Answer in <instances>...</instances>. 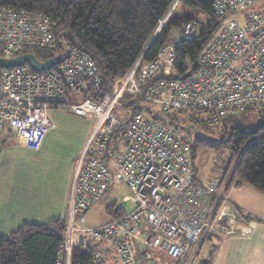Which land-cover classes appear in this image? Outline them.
<instances>
[{"label":"built area","instance_id":"obj_1","mask_svg":"<svg viewBox=\"0 0 264 264\" xmlns=\"http://www.w3.org/2000/svg\"><path fill=\"white\" fill-rule=\"evenodd\" d=\"M257 1L212 0L220 28L193 70L178 79L157 76L169 75L175 67L176 48L197 38L190 22L180 24L175 42L167 43L145 68L141 55L110 91L102 84L91 56L76 49L47 71L36 72L28 65L0 69V134L8 130L25 148H40L52 127L51 108H66L77 117L94 119L74 169L65 253L72 248L71 236L78 234L91 242L113 244L120 264H136L135 239L145 225L149 238L142 247L147 257L197 264L194 258L200 242L220 220L224 193L215 195L214 184L195 181L187 157L190 137L178 134L167 121L142 113L129 117L125 110L117 113L116 109L124 106L125 95L157 105L162 113L205 112L226 118L264 109V11L231 16ZM167 17L158 23L150 41ZM51 26L40 12L0 8V59L16 58L21 50L55 49L57 39ZM114 140L125 142L124 153L112 146ZM114 184L128 188L133 209L115 220L82 225L84 212ZM101 259L100 252L94 253V264Z\"/></svg>","mask_w":264,"mask_h":264},{"label":"trees","instance_id":"obj_2","mask_svg":"<svg viewBox=\"0 0 264 264\" xmlns=\"http://www.w3.org/2000/svg\"><path fill=\"white\" fill-rule=\"evenodd\" d=\"M259 1L231 16L240 17ZM177 5L206 15V24L197 29L195 23L199 22L195 18L178 17L175 14ZM0 8L40 12L52 23L51 30L57 39L55 49L21 50L15 56L30 53L39 63H44L55 58L61 59L72 49L82 51L95 61L107 91L141 55V66L151 63L167 43L175 42L180 24L190 22L194 23L197 38L181 43L176 48L174 69L169 75L161 72L157 79L185 76L188 74V65L194 67L218 28V21L212 12V0H0ZM167 14L165 26L150 42L158 23ZM123 101L133 106L129 117L131 114L148 112L140 108L139 102L142 100L138 98L125 95ZM159 113L165 116L162 121H167L178 134L190 137L189 168L190 162L203 149L212 151L216 158L214 163L224 159V174L220 180L210 183L215 185V189L218 182L223 184L227 181L226 188L247 187L264 196V109L248 110L226 118L205 112ZM190 171L192 173L191 168ZM192 175L198 184L205 185ZM115 208L112 202L106 209L107 216L112 220L125 212L120 207ZM64 237L65 224L61 221L42 225L24 224L9 237L0 235V264H59V248ZM107 244L87 240L85 245L77 241L71 248L70 264H94V253L100 252L105 257L104 247L115 252V246ZM210 259L201 260L198 264H211Z\"/></svg>","mask_w":264,"mask_h":264},{"label":"crops","instance_id":"obj_3","mask_svg":"<svg viewBox=\"0 0 264 264\" xmlns=\"http://www.w3.org/2000/svg\"><path fill=\"white\" fill-rule=\"evenodd\" d=\"M50 122L52 127L45 135L37 151L25 148L9 133L0 141V144H2L0 146V235L3 237H9L24 224L42 225L51 221L64 222L66 236L74 170L69 175H65L59 185L48 182L47 185L40 183L43 185L42 188L32 187V182L37 181V174L31 175L29 182H21L22 170L17 169L21 168V165L16 160V152L18 151L14 153L12 145L5 148V145L9 144L8 137H13L17 141V148L24 150L29 156L35 157L38 161H41L43 157H48L51 153L50 150L55 145L56 134L59 128L58 125L54 126L51 119ZM6 141L7 144H5ZM31 171L35 173V171ZM55 176H57V173L53 170L52 181L56 178ZM218 183L215 195L222 192L225 196V202L221 209L222 217L212 233L204 240L211 243L214 253H210L209 251L206 257L201 256L203 250L201 243L204 241L201 242L198 246L199 250L197 249L198 251L196 252V255L198 254L197 264L199 260L209 258H211V264H264V196L247 187L234 188L232 186L226 188L227 181L223 182V184ZM111 203L109 202L105 205V214L107 207ZM114 204L116 205L115 202ZM108 219L110 218L108 217L104 222ZM148 235L149 229H143L141 234L135 239L134 252L136 264H139L138 261L148 260L153 261V264H160V261L156 259L159 256L147 257L143 252V242L149 238ZM73 237L81 236L73 234ZM84 238L82 237L78 241L86 245L87 240H84ZM64 239L65 237L59 248L58 262L59 264H70L71 250L68 254L62 250ZM75 243L72 242V246ZM103 251L106 255L105 257L102 255V264H112L113 262L108 257L115 254L113 249L109 250L108 247H104ZM118 264L120 263L118 262Z\"/></svg>","mask_w":264,"mask_h":264},{"label":"rangeland","instance_id":"obj_4","mask_svg":"<svg viewBox=\"0 0 264 264\" xmlns=\"http://www.w3.org/2000/svg\"><path fill=\"white\" fill-rule=\"evenodd\" d=\"M253 11H264V0H260L256 5H254L251 9L244 12V14H247L249 12ZM175 14L178 17L181 16H189L195 18V20L199 23H195L197 29H199L201 26L205 25L206 21L208 20V17L206 15H203L201 12L197 10L187 9L184 8L182 5H177V9L175 11ZM147 67L142 66V68ZM193 68V65H188V72L191 71ZM134 99H137V97L132 96ZM133 100V99H132ZM140 108L148 112H144V115L148 118H157L159 121L162 122V120L165 119V116L163 114H160V108L157 105L153 104H146L143 101L139 102ZM133 106H128V104L125 102L123 107L117 108L116 112H121L122 110H125L126 112L130 113L132 112ZM49 117L51 121L53 122L54 126L58 125V132L56 134V142L54 147L50 150V155L48 157H43L41 161L36 160L35 157L29 156L24 150H21L17 148L16 140L13 137H8L9 144H7V141L5 144V148L12 145V148L14 150V153L16 151L17 158L20 162L21 169L22 170V180L21 182H29V177L33 174H37V181L32 182V187H38L42 188L43 185L40 183H61L62 178L65 175H69L71 171L74 170L76 162L78 160V157L80 155V152L82 148L84 147L89 134L92 131L94 119L92 117H77L73 114H71L66 108H51L48 110ZM8 135V132L5 131V133L0 135V141L5 138V136ZM112 146L116 148L119 154H122L125 152V142L123 140H114L112 141ZM2 144H0L1 146ZM3 147V146H2ZM12 150V151H13ZM1 156V153H0ZM189 158V156H187ZM191 159V158H189ZM215 155L212 153L209 149H203L200 151L197 156L190 162V168L192 170V173L200 180V182H203L205 185L214 182L215 180H220L222 175L225 172L224 166L226 162L224 159H221L218 163H214ZM31 170L35 171L32 172ZM53 170L55 173H57L56 178L52 181L53 178ZM29 171H31L29 173ZM74 172V171H73ZM110 172L112 175L115 174V171L112 167H110ZM43 181V182H41ZM109 202H115L121 209H123L125 212H130L133 209V204L131 201V195L128 190V188L124 185H113L111 188V191L107 193L102 198L96 200L93 204L90 205L89 209L84 213V223L82 225H95L104 222L108 216L105 214V205ZM222 210H220L219 213V219L222 217ZM47 222V221H45ZM42 223V222H39ZM144 230L148 229V227H145ZM212 233V232H211ZM210 233V234H211ZM209 234V235H210ZM209 235L204 236L203 242L205 239L208 238ZM82 237H73L71 236L72 242H77ZM200 242V243H201ZM202 245V252L201 256L206 257L209 254V251H213L214 248H212L211 243H208L207 241H204L201 243ZM200 246V247H201ZM194 246L189 249L187 252V257H190L194 251ZM206 251V253H205ZM108 257V256H107ZM106 257V258H107ZM113 257V258H112ZM112 264H118V260L115 254H112L111 257H108ZM160 261V264H173L172 262L168 261L167 259H163L160 257H157ZM194 263L198 262V254L194 258ZM201 260H199L200 262ZM139 264H153V261H138ZM105 264V263H104Z\"/></svg>","mask_w":264,"mask_h":264},{"label":"water","instance_id":"obj_5","mask_svg":"<svg viewBox=\"0 0 264 264\" xmlns=\"http://www.w3.org/2000/svg\"><path fill=\"white\" fill-rule=\"evenodd\" d=\"M171 10L172 7L169 13L171 12ZM58 62L59 59L55 58V59L47 60L44 63H39L34 55L25 54L13 59H0V69H10L14 67L28 65L29 68L32 69L33 71L41 72V71L50 70L52 67L56 66ZM115 209H117V207Z\"/></svg>","mask_w":264,"mask_h":264},{"label":"clouds","instance_id":"obj_6","mask_svg":"<svg viewBox=\"0 0 264 264\" xmlns=\"http://www.w3.org/2000/svg\"><path fill=\"white\" fill-rule=\"evenodd\" d=\"M172 7H174V5H173ZM86 211H87V210H86ZM86 211H85V212H86ZM85 212H84V213H85ZM195 255H196V254H195Z\"/></svg>","mask_w":264,"mask_h":264},{"label":"bare ground","instance_id":"obj_7","mask_svg":"<svg viewBox=\"0 0 264 264\" xmlns=\"http://www.w3.org/2000/svg\"><path fill=\"white\" fill-rule=\"evenodd\" d=\"M149 43H150V42H149ZM145 49H146V48H145ZM145 49H144V50H145ZM29 54H30V53H29ZM137 59H138V58H137ZM189 158H190V157H189Z\"/></svg>","mask_w":264,"mask_h":264}]
</instances>
